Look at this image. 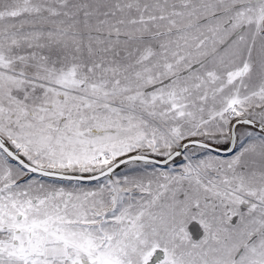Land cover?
<instances>
[{
    "label": "snow or ice",
    "instance_id": "6c2138e0",
    "mask_svg": "<svg viewBox=\"0 0 264 264\" xmlns=\"http://www.w3.org/2000/svg\"><path fill=\"white\" fill-rule=\"evenodd\" d=\"M0 264H264V0H0Z\"/></svg>",
    "mask_w": 264,
    "mask_h": 264
}]
</instances>
